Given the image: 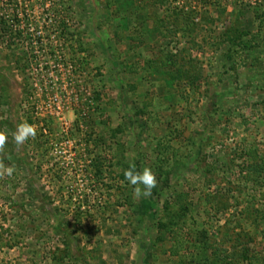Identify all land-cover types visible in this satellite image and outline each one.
<instances>
[{
	"label": "rangeland",
	"instance_id": "obj_1",
	"mask_svg": "<svg viewBox=\"0 0 264 264\" xmlns=\"http://www.w3.org/2000/svg\"><path fill=\"white\" fill-rule=\"evenodd\" d=\"M0 130V264H264V0H0Z\"/></svg>",
	"mask_w": 264,
	"mask_h": 264
},
{
	"label": "clouds",
	"instance_id": "obj_2",
	"mask_svg": "<svg viewBox=\"0 0 264 264\" xmlns=\"http://www.w3.org/2000/svg\"><path fill=\"white\" fill-rule=\"evenodd\" d=\"M37 130L35 126L29 124L27 121L21 122L17 125L16 130L12 133L13 142L16 146L20 147L25 144L29 138H35ZM8 142V133L0 130V153L4 152L5 146ZM15 169L12 166H5L2 160H0V177L5 174L11 177ZM125 179L134 187V192L139 194L141 188L139 185H143L144 195H151V190L156 186V177L152 170L148 167L143 168L142 171H136L134 166H130L129 169L124 171Z\"/></svg>",
	"mask_w": 264,
	"mask_h": 264
},
{
	"label": "trees",
	"instance_id": "obj_3",
	"mask_svg": "<svg viewBox=\"0 0 264 264\" xmlns=\"http://www.w3.org/2000/svg\"><path fill=\"white\" fill-rule=\"evenodd\" d=\"M181 66L183 67L184 65L181 64ZM178 71H180V72L177 73V74H179V75H180V73H181V74L183 73L181 67L178 69ZM253 171L255 172L256 170L253 169Z\"/></svg>",
	"mask_w": 264,
	"mask_h": 264
}]
</instances>
